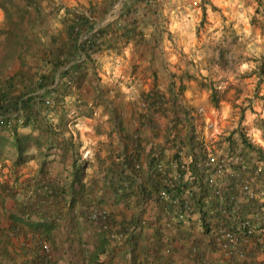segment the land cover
I'll return each instance as SVG.
<instances>
[{"label": "trees", "instance_id": "1", "mask_svg": "<svg viewBox=\"0 0 264 264\" xmlns=\"http://www.w3.org/2000/svg\"><path fill=\"white\" fill-rule=\"evenodd\" d=\"M60 1L0 0L3 14L0 24V167L9 161L12 172L10 180H0V191L14 196L18 186L27 192L24 198L15 200L17 211L9 215L12 221L7 228H2L0 241L7 240L9 232L13 235L22 232L23 225L31 226L32 231L42 230V239L47 240L57 219L66 216L71 221L83 219L86 223H93L103 231H100L103 239L98 240L102 244L98 251H103L102 241L111 231L124 232L123 248L134 258L137 245L134 231L145 225L152 226L149 219L146 223L141 222L145 205L149 200L158 204L162 202L157 196L162 182L160 172L155 169L156 161H167L179 148L186 153L199 151V155L205 156V152H201L204 151L201 129H197V125L203 123V117L182 97L187 81L196 79V76L163 65L160 69L165 77L160 78L157 70H152L150 87L140 90L128 102L132 114L136 115L138 127L127 132L123 127L124 96L119 89L101 82L98 56L104 51L120 54L132 41L142 44L137 59L143 58L149 48L147 45L152 55L153 47L158 46L162 35L167 33L159 12L168 0H126L116 21L103 26L96 24L104 20L116 0L88 1L79 7H69ZM253 1L256 2L255 11L264 14V0ZM200 2L203 20L206 0ZM54 17H57L59 26H52ZM261 30L264 35V24ZM236 39L237 35L230 31L214 44L205 46L207 67L216 69L222 79H227L239 66V56L232 50ZM29 56L33 62H29L27 70L24 67L28 66ZM15 59L21 69L4 76L8 64ZM137 67L136 63L131 64L129 71L135 72ZM253 73L259 78L264 76V45ZM199 85L208 90L210 102L217 106L221 92L215 81L204 76ZM96 107L106 114L114 130L118 133L125 130L123 137L119 135L124 145L105 158L95 153L96 167L85 180L89 161L80 154L81 140L71 123L76 117L90 116ZM70 112L74 114L73 120L69 119ZM254 126L264 141V119L256 116ZM144 128L154 137L161 136L162 143L151 144L145 149L139 135ZM243 128L242 122H238L217 146L225 158L231 159L233 169H239L236 156L246 160L249 165L246 171L255 175L252 184L258 185L256 196L238 200L231 199L230 192H226L219 200L209 186L199 180L200 192H195L193 197L200 210L201 235H197L198 238L185 235L190 241L187 246L191 249L190 257L196 264H222V257H205L207 252L218 248L214 238L204 239L210 235L206 218H214L213 225L217 230L226 228L239 238L236 251L244 256L240 261L237 260L239 257L231 256L227 259L228 264H264V258L259 254L264 251L261 201L264 171L255 173L258 164L264 163V146L251 140ZM165 147L170 150L168 155L164 154ZM31 160L37 163L35 173L20 179L21 167ZM246 171L236 172L239 173L237 177H227L229 186L234 180L246 179ZM199 174L200 179L203 178L204 173ZM185 186V182L179 181L168 189L171 194L178 195ZM131 194L135 197L137 210L128 219L118 222L114 231L110 228L112 219L109 213L104 219L89 218L92 210L104 208L106 202L118 203ZM205 196H208L207 201H204ZM166 202L165 216L170 224L176 223L178 228L181 222L188 223L178 217L181 203ZM32 215L41 220H33ZM151 218L154 219V228L162 229L161 217L152 213ZM246 218L251 219L257 233L246 235L243 231L246 229L237 230V224ZM247 237L258 239L248 246L241 241ZM42 239L34 245L35 259L40 262L46 259ZM152 245L142 247V262L152 253Z\"/></svg>", "mask_w": 264, "mask_h": 264}, {"label": "crops", "instance_id": "2", "mask_svg": "<svg viewBox=\"0 0 264 264\" xmlns=\"http://www.w3.org/2000/svg\"><path fill=\"white\" fill-rule=\"evenodd\" d=\"M120 10H118V13H115V16H113L110 21V17L106 14L104 18L106 22L101 23L100 26L116 21ZM2 20L3 14L0 10V24ZM52 26H59V24L57 25L54 23ZM167 30L173 31L171 25L168 26ZM141 45L142 44L132 41L124 46L120 54H116L115 51H104L98 56L99 63L105 60H112L113 62L117 61V64L118 61L124 63V65L128 63L129 67L134 63L138 65L135 72H130L129 68L122 70L123 76H126L129 81H131V79L134 80L133 84L135 88L133 95L129 93V89L118 85L120 82H103L105 85L119 89L124 96L125 105L123 109L125 119L123 127L129 133L138 127V121L136 120V115L131 112V107L128 103L129 100L135 98L140 90H147L150 87L152 70H157L158 77L164 78V72H162L160 68L163 65L169 66V64L163 63V59L159 56L160 52L158 49H164L161 44L153 47L152 55L149 51L150 46L147 45L149 48L143 58L137 59V51ZM125 72L128 75H126ZM123 76L119 75L121 81ZM192 87L193 86L190 88L187 84L186 88L183 90V101L187 105L200 109L198 106L199 100L196 97V93H194L196 90ZM222 107H225L227 111V105H222ZM201 116L203 117V122L208 121L207 119L210 117L206 115L205 112H202ZM225 116L226 114L224 111H221V118ZM106 117V114L102 112L101 108L96 107L90 116H79L74 119L75 123L73 124L75 125V130L78 131L82 144L80 147V154L82 155V153L86 151L87 155L85 159L89 161V165L86 168L85 180L93 173L96 167L94 158L95 153H98L101 158H105L108 153L116 152L124 145V140H121V137L125 135V130L118 133L113 129L112 123L108 121ZM81 119L85 121L83 122ZM202 126L203 123L201 125L198 124L197 129L200 130ZM221 129L222 133L213 139L214 150H218L219 153H221V149L220 147L218 148L217 144L222 140L221 135L225 132L226 128ZM214 131L218 133V130L215 129L210 135H212ZM202 133L204 138H206L207 130H205L204 127L203 131H201V134ZM119 135L121 136L120 138ZM139 135L142 137L141 142H143L145 149H148L151 144L155 146L158 143H162L161 136H152L151 132L146 128L142 129ZM209 143H212V141L210 140ZM169 151L170 150L165 147L164 154H167ZM30 163L33 164H30L32 166L28 169L19 171L20 179L32 176L35 173V166H37V164L32 160ZM15 190L16 193L14 196L7 192L0 191V237L2 228H7L12 221L9 215L17 211L15 200L24 198L27 193L18 186H16ZM104 205V208L108 211L112 219V222H110L112 225H110V228L112 230L118 228V222L124 221L135 214L138 207L135 197L132 194L118 203L106 202ZM166 205V201H162L161 204H158L156 202L154 203L152 200H149L145 205L143 217L147 220L149 219L152 226L145 225L141 229L134 231L136 234L135 241L137 243L133 253L135 255L134 258H131L130 253L123 248L122 241L126 236H124V238H118L117 236L112 238L111 234L113 232L111 231L109 237L102 241L104 243L103 251H98V248L102 247V244H99L98 241L101 238L103 239L102 233H100L101 229L93 223L84 222L83 219L71 221L68 217L64 216L57 219L56 225L51 229L47 240L42 239V230L38 229L32 231L31 226L23 225L22 232H19L17 235H13L9 232L8 234L10 237L7 240L1 239L0 241V264H134V262L135 264H196L190 257V248L187 247L190 241L185 238V235L191 234V238H198L197 235H200L198 222L196 220L191 221V223L181 222L178 228L177 224L172 222L170 226H165L164 223L161 222V219L166 217ZM62 210L63 214H65V207H63ZM152 213L158 214L161 217L160 223L163 226L162 229L156 230L154 228V219L151 218ZM32 218L35 221L41 220L37 215H32ZM171 220L173 221V219ZM41 239L43 240V245L47 244L49 247V250L45 251L42 246L43 253L46 255V259L43 262L35 259L34 253V245ZM157 239L160 241L157 242ZM151 243H153V245ZM145 245H152V253L146 261L142 262L144 260L142 247ZM95 255L96 258H94ZM205 257L217 259L221 256H219L217 252L209 251L206 253ZM237 260L240 261V258H237ZM197 264L200 263L197 262Z\"/></svg>", "mask_w": 264, "mask_h": 264}, {"label": "rangeland", "instance_id": "3", "mask_svg": "<svg viewBox=\"0 0 264 264\" xmlns=\"http://www.w3.org/2000/svg\"><path fill=\"white\" fill-rule=\"evenodd\" d=\"M61 1L66 6L79 7L81 5L85 6L88 1L97 2L99 0ZM200 1L168 0L164 3L165 5L159 13L166 27L168 28L171 25L173 31L167 30V33L162 35L159 43L164 49H158L159 56L163 59V63L169 64L168 67L171 70H178L179 68L181 72L187 71L192 76H196V79L192 78L186 84L190 88L193 86L192 88L196 90L194 93H196L199 100L198 106L203 109L206 115L210 116L207 120L215 122L216 130L219 133L210 135L212 132L208 133L207 130L206 138L209 142L210 140L213 141V137H218L222 133L221 128H226L221 135L223 137L228 130L235 128L238 122H242L243 130L247 136L257 142V139L261 140V138L259 131L254 126V119L256 116L264 119V76L259 78L256 73H253V70L264 45V35L261 30V26L264 24V14L255 11L256 2L253 0H206L205 17L201 20ZM124 3H126V0H116L107 12L110 17L109 21L115 16V13H118ZM57 22V17H54L51 24L56 23L58 25ZM105 22L104 19L96 25ZM230 31L237 35L232 50L235 55L239 56L240 62L233 74L227 79H222L221 73L214 68L207 67L205 63V46L214 44L224 34H229ZM29 62H33L30 56L28 66H25L24 69L28 70L30 68ZM128 68V63L124 65L120 61H118V64L117 61L113 62L112 60L102 61L98 65L99 76L103 80L101 82H120L118 85L129 89V93L133 95L134 80L129 81L122 73L123 69ZM18 69H21V65L15 59L8 64L3 74L4 76L9 75ZM119 75L123 76L122 81ZM126 75L128 74L126 73ZM204 76H209L214 80L217 90L221 92V98L217 106L210 102L208 90L200 88L199 82L201 77ZM258 80L261 81L258 82ZM222 105L228 106L226 107L227 111ZM196 109L199 112V108L196 107ZM221 111L226 114L224 118H221ZM68 116L70 120L75 118L71 112ZM81 121L84 122L85 120L81 119ZM73 123H75V120H73ZM73 123H71V126L75 128ZM203 123L205 124V121ZM8 162L7 165L0 167V180H10L11 178L12 172ZM30 162L28 161L23 165L20 171L32 166L30 164L33 163Z\"/></svg>", "mask_w": 264, "mask_h": 264}, {"label": "built area", "instance_id": "4", "mask_svg": "<svg viewBox=\"0 0 264 264\" xmlns=\"http://www.w3.org/2000/svg\"><path fill=\"white\" fill-rule=\"evenodd\" d=\"M203 111L202 108L199 109V113L201 114ZM203 127L205 130L209 132H213L216 129V124L213 121H205L203 126L201 127V131H203ZM216 133V131H214ZM202 140L204 144V151L205 156L199 155V151H194L193 153H186V150L183 148H179L176 150V155H171L167 158V161L163 159H159L155 163V169L160 172V180L162 182V187L158 190L157 196L159 199L168 200L173 204L181 203V214L178 216L182 218V221L191 223V221L196 220L199 224L200 230V210L197 205H195L193 194L195 192H200V185L199 180L201 182L206 183L209 186L210 191L215 193V196L219 198V200L223 199V194L230 192V198H238L242 200H246L251 196H256V191L258 185L252 184L253 173H249L246 169H249V165L247 164L246 160L241 159V157L236 156L235 160L238 161L239 169H233L231 167V159L225 158L223 154L219 153L218 150H214L213 141L209 143V140L204 138L203 133ZM215 138V137H213ZM210 139V138H209ZM213 140V139H212ZM262 146H264V141L257 139ZM87 152L82 153V157H86ZM236 170V171H235ZM264 171V163L260 162L257 166V170ZM239 171H246L244 172L246 179L240 180L237 182L234 180L229 186L228 178L227 177H237ZM199 173H204L203 178L200 179ZM228 174V175H226ZM185 182V188L179 192L178 195L171 194L169 187L177 182ZM264 187V175H263V182L262 185ZM262 196L261 201L263 202L262 210L264 212V188L261 190ZM208 200V196L204 197V201ZM108 215V211L105 208L95 209L92 210L89 218L90 219H104ZM251 216V215H250ZM146 218L141 220L142 223H146ZM251 219L246 218L242 220L240 223L237 224L236 228L238 229H246L243 230L246 235L250 233H257L256 229L253 230V225L250 222ZM161 222L164 223L165 226H168L170 221L165 218L161 219ZM206 222H209L210 226V235L205 237L204 239L208 240L214 238L217 242L218 248L217 252L219 256L222 258L220 259L222 264H228L227 259L231 256H236L239 258H243L244 254L241 252L236 251L237 244L239 243V238L236 234L231 233L226 228H221L217 230L215 225H213L214 218H206ZM201 235V234H200ZM117 236L118 238H124L126 236L123 232H113L111 237ZM255 238L257 237H250L244 238L241 241H244L248 246L253 244ZM259 241H262V237H258ZM257 238V239H258ZM43 249L45 251L49 250L47 244L43 245ZM260 256L264 258V251L259 252Z\"/></svg>", "mask_w": 264, "mask_h": 264}]
</instances>
